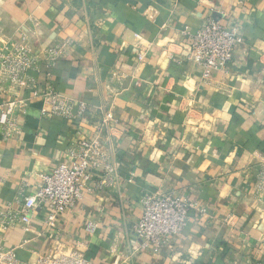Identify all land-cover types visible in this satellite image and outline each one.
Returning a JSON list of instances; mask_svg holds the SVG:
<instances>
[{
    "label": "crops",
    "instance_id": "crops-1",
    "mask_svg": "<svg viewBox=\"0 0 264 264\" xmlns=\"http://www.w3.org/2000/svg\"><path fill=\"white\" fill-rule=\"evenodd\" d=\"M214 18L242 38L225 72L203 80L184 57L180 31ZM29 45L35 89L9 88L0 102L22 98L19 133L0 135V198L18 206L38 172L68 159L85 122L105 105L118 119L117 183L83 198L57 229L66 244L82 242L95 264H253L264 262V200L255 191L264 161V0H0V51ZM62 44L51 65L46 48ZM146 49L143 62L137 54ZM119 74L116 80L113 76ZM46 85L82 100L87 118L54 116L34 91ZM83 124V125H82ZM174 192L205 208L159 251H135L132 229L147 191ZM41 211L36 228L43 224ZM262 217V218H261ZM88 222L95 225L87 230ZM15 244L20 231H9ZM48 232L20 251L34 259L53 244ZM32 253V254H31Z\"/></svg>",
    "mask_w": 264,
    "mask_h": 264
},
{
    "label": "built area",
    "instance_id": "built-area-1",
    "mask_svg": "<svg viewBox=\"0 0 264 264\" xmlns=\"http://www.w3.org/2000/svg\"><path fill=\"white\" fill-rule=\"evenodd\" d=\"M183 39L179 42L184 57L195 62L202 69L203 80H208L214 72H225L232 62L235 49L242 44V38L235 29H229L219 20L210 18L198 29L192 31L183 28ZM62 44L46 48L42 59L51 65L64 53ZM146 49L137 54V62H143ZM40 57L26 43L13 42L0 51V95L9 88L16 91L27 87L35 89L33 79L27 78V72L36 67ZM119 80L121 76H113ZM54 116L69 121L87 118L89 106L82 100H76L59 93L46 85L40 91H34ZM22 98L7 99L0 102V135L11 138L19 133L16 113L25 106ZM100 117L94 122L87 121L86 134L79 129L77 138L67 149L68 159L59 162L49 172H38V183L26 196L15 197L18 206L0 198V264H95L85 255L82 242L66 244L58 232L57 224L63 214L79 202L86 191L97 192L113 187L119 178V169L115 160L118 143V119L110 107H98ZM255 191L258 198L264 200V161L260 163L256 174ZM3 179L0 176V187ZM142 211L133 222L132 229L138 244L135 251L151 249L159 251L170 240L182 233L189 219L198 215L204 217L205 208L186 196L174 192L147 191L141 197ZM264 213V206L260 211ZM41 211L43 228L37 230L36 217ZM262 218V217H261ZM87 230L94 231L95 225L88 222ZM20 231L21 237L15 244H8L9 231ZM53 234V244L42 252L34 253V259H24L20 251L29 243L43 236ZM31 253V254H32ZM125 257L122 264H130ZM253 264H264L255 260Z\"/></svg>",
    "mask_w": 264,
    "mask_h": 264
}]
</instances>
